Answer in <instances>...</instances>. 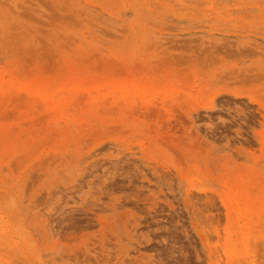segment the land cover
<instances>
[{
	"label": "rangeland",
	"instance_id": "rangeland-1",
	"mask_svg": "<svg viewBox=\"0 0 264 264\" xmlns=\"http://www.w3.org/2000/svg\"><path fill=\"white\" fill-rule=\"evenodd\" d=\"M0 264H264V0H0Z\"/></svg>",
	"mask_w": 264,
	"mask_h": 264
}]
</instances>
